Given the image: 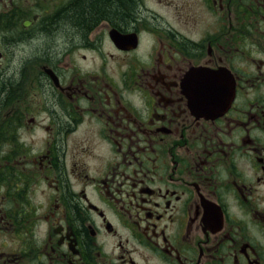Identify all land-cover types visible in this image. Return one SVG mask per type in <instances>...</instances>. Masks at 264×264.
<instances>
[{
  "label": "flooded vegetation",
  "instance_id": "af4514ba",
  "mask_svg": "<svg viewBox=\"0 0 264 264\" xmlns=\"http://www.w3.org/2000/svg\"><path fill=\"white\" fill-rule=\"evenodd\" d=\"M89 1L0 0V264H264V0Z\"/></svg>",
  "mask_w": 264,
  "mask_h": 264
},
{
  "label": "trees",
  "instance_id": "16d2710c",
  "mask_svg": "<svg viewBox=\"0 0 264 264\" xmlns=\"http://www.w3.org/2000/svg\"><path fill=\"white\" fill-rule=\"evenodd\" d=\"M134 0H91L84 4L78 10V16H80L77 22L80 27H84L85 23L89 21L90 18L102 14L104 12L114 13L115 15H120L118 12H122L126 7H132ZM118 9H121L118 11ZM88 18V20L86 19ZM91 20V19H90ZM68 24L72 25L73 19L67 20ZM65 26L60 29L61 33H65Z\"/></svg>",
  "mask_w": 264,
  "mask_h": 264
},
{
  "label": "water",
  "instance_id": "95a60500",
  "mask_svg": "<svg viewBox=\"0 0 264 264\" xmlns=\"http://www.w3.org/2000/svg\"><path fill=\"white\" fill-rule=\"evenodd\" d=\"M114 37L116 40H120L119 36H114ZM209 83H211V82H209ZM196 94H197V100L200 102L201 101L203 102V104H202L203 109L210 110V111L215 109L212 105L213 100L207 98V95L212 94V89H211L210 85H205L201 90H196ZM201 97L203 99H201ZM220 100H222V99H220ZM220 109H221V107H220Z\"/></svg>",
  "mask_w": 264,
  "mask_h": 264
},
{
  "label": "rangeland",
  "instance_id": "374dc122",
  "mask_svg": "<svg viewBox=\"0 0 264 264\" xmlns=\"http://www.w3.org/2000/svg\"><path fill=\"white\" fill-rule=\"evenodd\" d=\"M150 1V0H149ZM152 2V1H151ZM157 10H159L160 12H164L165 13V7L164 6H161V7H155ZM173 20V19H172ZM173 24H178L175 20L171 21ZM152 23V22H150ZM157 23H161V22H157V21H154V24H157Z\"/></svg>",
  "mask_w": 264,
  "mask_h": 264
}]
</instances>
